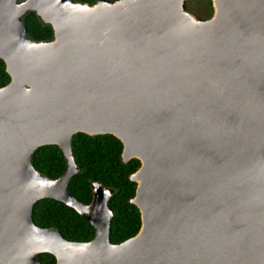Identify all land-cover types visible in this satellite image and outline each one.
<instances>
[{
	"label": "water",
	"instance_id": "obj_1",
	"mask_svg": "<svg viewBox=\"0 0 264 264\" xmlns=\"http://www.w3.org/2000/svg\"><path fill=\"white\" fill-rule=\"evenodd\" d=\"M0 0V264H264V0ZM50 26L28 37L24 17ZM112 135L121 161L138 160L129 201L140 229L109 240L114 189L91 181L83 204L68 190L79 173L75 134ZM65 160L51 179L36 149ZM55 200L92 227L70 242L32 221Z\"/></svg>",
	"mask_w": 264,
	"mask_h": 264
},
{
	"label": "trees",
	"instance_id": "obj_2",
	"mask_svg": "<svg viewBox=\"0 0 264 264\" xmlns=\"http://www.w3.org/2000/svg\"><path fill=\"white\" fill-rule=\"evenodd\" d=\"M78 3L93 4L97 0H73ZM113 1V0H111ZM193 11V10H192ZM211 0L205 1L204 10H199L200 18L212 15ZM207 12V13H206ZM28 37L35 41H49L53 37L50 26H44L34 13L24 17ZM10 81L5 65L0 60V87ZM71 152L79 173L69 182L71 195L83 204L92 200L90 182H100L104 187L115 190L108 202V208L114 213L110 222L109 240L120 244L135 236L141 225L139 210L129 201L134 197L136 184L129 176L140 167L138 160L126 164L121 161L122 144L112 135L87 136L75 134L71 139ZM31 165L42 175L57 179L65 168V160L57 146H43L35 150ZM32 221L39 228H56L70 242H90L94 237L91 225L73 209L55 200L43 199L35 203ZM41 264H55L50 254H40Z\"/></svg>",
	"mask_w": 264,
	"mask_h": 264
},
{
	"label": "rangeland",
	"instance_id": "obj_3",
	"mask_svg": "<svg viewBox=\"0 0 264 264\" xmlns=\"http://www.w3.org/2000/svg\"><path fill=\"white\" fill-rule=\"evenodd\" d=\"M193 1V0H192ZM192 1H190L189 3H188V8L191 10V12L194 14V15H196V16H201L198 12H199V9L200 10H204V4H205V2H201V4L199 5V7L200 8H198L197 6H195L194 5V3L192 2ZM193 10V11H192Z\"/></svg>",
	"mask_w": 264,
	"mask_h": 264
},
{
	"label": "flooded vegetation",
	"instance_id": "obj_4",
	"mask_svg": "<svg viewBox=\"0 0 264 264\" xmlns=\"http://www.w3.org/2000/svg\"><path fill=\"white\" fill-rule=\"evenodd\" d=\"M200 1H201V2H205V1H207V0H193L192 2L194 3L195 6H197L198 8H200V7H199V5L201 4ZM199 10H200V9H199ZM206 13H207V12H206Z\"/></svg>",
	"mask_w": 264,
	"mask_h": 264
}]
</instances>
